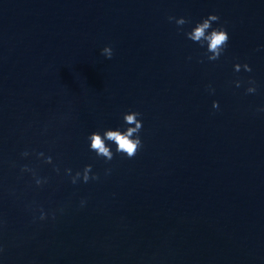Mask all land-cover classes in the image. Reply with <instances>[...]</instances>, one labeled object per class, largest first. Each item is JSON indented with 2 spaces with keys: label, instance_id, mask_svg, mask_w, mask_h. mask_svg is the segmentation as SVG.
<instances>
[{
  "label": "water",
  "instance_id": "1",
  "mask_svg": "<svg viewBox=\"0 0 264 264\" xmlns=\"http://www.w3.org/2000/svg\"><path fill=\"white\" fill-rule=\"evenodd\" d=\"M209 11L230 38L219 60L198 63L167 16ZM233 59L252 71L233 73ZM262 103L264 0H0V264H264ZM129 108L142 146L94 158L86 133ZM34 147L92 163L99 178L73 185L19 156ZM30 161L50 183L18 178ZM36 200L63 211L34 217Z\"/></svg>",
  "mask_w": 264,
  "mask_h": 264
},
{
  "label": "clouds",
  "instance_id": "2",
  "mask_svg": "<svg viewBox=\"0 0 264 264\" xmlns=\"http://www.w3.org/2000/svg\"><path fill=\"white\" fill-rule=\"evenodd\" d=\"M169 22L174 23L177 32H183L186 40H189L196 44L201 50V55L196 57L198 63L204 61H217L228 47L229 32L225 28L224 24L220 22L219 14L214 11H209L199 18L193 19L187 15H173L167 16ZM261 47V46H258ZM101 54L105 58H111L113 55V48L110 44H104L100 48ZM186 59L191 60L192 56L189 55ZM243 72H251L252 67L247 60L241 61L233 59L232 71L239 74ZM239 87L242 83L241 78H235L229 81ZM245 93L257 92V81L252 76H248L244 81ZM209 94L215 91V88L211 83L205 85ZM212 109L219 108V101L213 99L211 101ZM253 111L255 113H264V103L257 105ZM121 119L115 126H102L97 127L85 135V142L88 152L94 158H102L105 162L110 161L114 155L120 154L124 157H133L138 149L142 146L141 128L143 121L140 118L141 113L133 108L123 111ZM21 158L33 157L35 160L43 159L51 162L52 169L59 173L61 168L63 174L67 180L75 185L78 183H87L90 179L97 180L99 175L93 170L92 163H83L81 166L73 168L67 162L58 161L53 159V152L46 150L44 147L24 148L19 152ZM16 161L11 162L12 167H16ZM111 172V169L106 167L104 174L107 175ZM24 173L31 175V181L34 186H39L43 181L51 182L50 178L45 171H37L33 162H26L19 164V176ZM14 192V189H11ZM86 203V198L81 197L79 200V206L83 207ZM30 211L34 217H43L47 213L48 215H55L57 211L62 212L63 206L53 209L51 205L47 208L40 203L39 200L34 201L30 205Z\"/></svg>",
  "mask_w": 264,
  "mask_h": 264
}]
</instances>
